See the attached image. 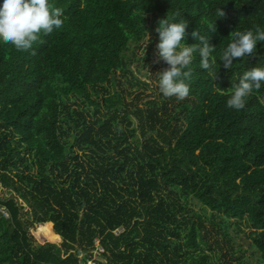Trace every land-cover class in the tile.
I'll use <instances>...</instances> for the list:
<instances>
[{
  "label": "trees",
  "instance_id": "trees-1",
  "mask_svg": "<svg viewBox=\"0 0 264 264\" xmlns=\"http://www.w3.org/2000/svg\"><path fill=\"white\" fill-rule=\"evenodd\" d=\"M48 3L64 10L62 29L28 51L0 42V191L11 194L0 197V264H87L94 251V264H264V88L239 111L214 88L264 60L258 44L232 69L219 61L231 32L264 26V0ZM168 13L188 22V45L216 21L217 76L194 54L183 100L132 68ZM69 124L89 152L74 164ZM244 219L256 262L237 246ZM47 225L51 240L39 233Z\"/></svg>",
  "mask_w": 264,
  "mask_h": 264
},
{
  "label": "clouds",
  "instance_id": "clouds-1",
  "mask_svg": "<svg viewBox=\"0 0 264 264\" xmlns=\"http://www.w3.org/2000/svg\"><path fill=\"white\" fill-rule=\"evenodd\" d=\"M174 15L178 17L180 13ZM218 15L222 17L224 13L218 11ZM215 22L209 25L207 35L193 31L191 36L196 43L188 45L185 42L186 29L189 26L186 20L177 22L169 13L166 18L159 20V26L156 28L158 36L156 62L163 61L168 66L156 73L158 89L163 96L176 97L177 100L189 96L188 80L192 75L194 54L198 53L200 68L211 77V83L216 78L218 61L213 57L216 47L212 45L209 35V30L212 32L216 30ZM64 23V10L52 7L48 0H0V42L10 44L17 51L32 49L41 35L53 34L62 29ZM228 38L229 43L223 48L219 61L225 69H232L237 58L244 60L257 54V45L264 44V26L237 29L231 32ZM147 72L149 73L148 70ZM138 76L144 78L140 74ZM214 88L221 94L229 93L226 100L227 108L236 111L244 109L247 98L264 88V60L256 67L244 71L238 82H232L228 90L225 91L219 86Z\"/></svg>",
  "mask_w": 264,
  "mask_h": 264
},
{
  "label": "rangeland",
  "instance_id": "rangeland-1",
  "mask_svg": "<svg viewBox=\"0 0 264 264\" xmlns=\"http://www.w3.org/2000/svg\"><path fill=\"white\" fill-rule=\"evenodd\" d=\"M155 28H152V30L148 31V37H146L141 42V48L139 50L135 51V57H134V64L132 65L133 70H136L138 74L142 75L144 78L143 81H146L152 85H156L155 81L153 80L156 77V73L158 70L162 68L161 62L157 61V49L156 44L158 43V38L155 34ZM150 39H154V42L152 44H149ZM145 52V56H144ZM137 58V60H135ZM149 71V73L147 72ZM72 109H75L72 107ZM118 122H120V125L123 129V131H129L127 126V120H123L122 117L118 119ZM64 130L66 132V139L67 142L70 145V159L69 163L74 164V157L78 155L83 160H86L88 158L89 152L86 149L79 150L77 146V142L80 139V133L78 130L74 127L73 124L65 125ZM21 157L29 158V155L26 151V149L20 150ZM112 153V152H111ZM34 173H36L37 169L34 168ZM11 194H9L6 190L0 191V197H9ZM196 211L199 210V207L197 205L192 206ZM241 228V238L238 237L237 239V246L241 245L243 249V254L246 259L251 260L252 262H256V257L251 255V249H250V243L252 242V233L255 231V229L252 227V225L246 220L237 221ZM122 231V229H118L115 231V233H119ZM39 233H43L46 235L50 240L55 238L56 236L53 235L51 230V225H47L46 227H43L39 229ZM97 247L99 248L98 251L100 252V247L98 242H96ZM95 260H99V256L97 255V252H93V259L88 262L87 264H94Z\"/></svg>",
  "mask_w": 264,
  "mask_h": 264
},
{
  "label": "built area",
  "instance_id": "built-area-1",
  "mask_svg": "<svg viewBox=\"0 0 264 264\" xmlns=\"http://www.w3.org/2000/svg\"><path fill=\"white\" fill-rule=\"evenodd\" d=\"M7 216V215H6ZM103 250L102 249H100V252H102Z\"/></svg>",
  "mask_w": 264,
  "mask_h": 264
}]
</instances>
